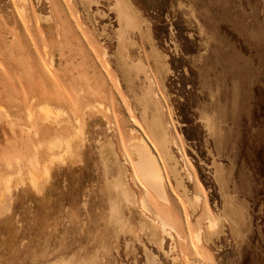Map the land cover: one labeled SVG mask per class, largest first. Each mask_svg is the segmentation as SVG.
<instances>
[{
	"label": "rangeland",
	"instance_id": "obj_1",
	"mask_svg": "<svg viewBox=\"0 0 264 264\" xmlns=\"http://www.w3.org/2000/svg\"><path fill=\"white\" fill-rule=\"evenodd\" d=\"M119 1L141 30L122 45ZM119 1L0 0V264H264V0ZM115 54L147 78L127 88ZM150 84L152 113L160 104L177 143L179 176L189 197L202 195L194 210L185 204L153 146L169 202L152 209L187 239L166 238L162 248L135 221L109 223L100 153L108 141L126 153ZM68 137L71 156L52 165L49 142ZM223 183L251 226L239 246L226 231L196 248L206 207L212 218L222 213Z\"/></svg>",
	"mask_w": 264,
	"mask_h": 264
},
{
	"label": "bare ground",
	"instance_id": "obj_2",
	"mask_svg": "<svg viewBox=\"0 0 264 264\" xmlns=\"http://www.w3.org/2000/svg\"><path fill=\"white\" fill-rule=\"evenodd\" d=\"M116 1L117 0H115V3ZM116 5L117 6L115 8V11L120 26L119 31H117V40L122 45L129 43V34L131 30L136 29L137 32L140 33L141 30L137 19L130 11L131 9L128 8L130 6L128 5L127 7L126 4L122 1H119V3ZM115 56L117 58L118 55L115 54ZM118 57H119L118 59L119 65H121V70L123 71V77H124V81L126 82L127 88L131 89L133 87L134 79L138 78L139 74H142L144 78H147L146 72L144 70L145 68L142 65L136 63L134 64L133 62L129 63L128 60L123 55H119ZM150 86L151 84L149 85L148 88L147 87L143 88L141 90L140 96L137 98V105L140 109L139 121L141 125L138 128H135L132 124L130 125L129 133L131 137L130 140L125 145L126 153L122 152L120 155V160L122 162L121 164H119V166L121 169L122 167L124 169L125 168L128 169L129 171L128 178L132 187L135 190L136 188L142 189L140 193L136 191L137 196L135 200L138 206V211L136 215V221L138 223V227L141 230H147L149 238L153 241V243H155L157 246L158 245L161 246L163 244L164 237L173 241L175 238L179 240L180 239L187 240V239L183 238L180 231L175 230L172 227V225H170V223H168L165 219H163L160 216L161 214L159 215L158 212H155L152 209V208L155 209V206H153L154 200H160L161 202L164 201L166 203L169 202L168 192L166 190V178L164 175V170L158 155L154 151L153 146H155V148H158V150L160 151L162 160L165 166L168 167V170L172 175L171 177L173 179L174 185L176 189L180 190L179 192L183 196L185 204H187L191 209L196 208V206L199 205L200 203V199H202L201 198L202 195L199 192L198 194L195 193L194 195L189 197L187 186L184 185L183 180L179 176L180 174L177 171L178 164L171 149L172 146L177 145L174 136H172L171 133H169L171 124L170 122H166V120L164 121V119L160 116L164 113V111L162 110L163 108L160 106V104H157L158 107L154 104L156 106L155 109L156 114L152 113L153 106L151 107V98L153 93L151 91L152 88L150 89ZM158 100H160V98H158ZM98 105L101 106L102 104L98 103ZM53 111L56 113L57 110H53ZM40 112L42 113L45 119L46 117H49L52 114V108L50 105L44 104L43 106L40 107ZM47 124H51V120L49 121V123L47 121ZM82 126L80 128L81 130L83 128ZM74 131L76 132V130ZM78 136H79L78 133L77 135H75V137L72 134V138L75 139L74 140L75 143L79 142L80 141L79 139H82L79 138L80 136L79 137ZM69 137L67 139H63V140L55 139L54 141L49 142L47 150L49 149L48 150L50 157L49 160L51 161L50 163L52 165L54 164L53 162L55 161L59 163L58 162L59 160L61 161L66 157L71 156L74 150V145L72 143V139H70ZM105 149L106 150L102 152L103 160L105 161L106 164L109 165L113 164L114 162L111 157L112 152L108 151L109 148H107V146ZM56 150L58 152L57 154L54 153V151ZM45 162L43 163L44 165H42L43 167L46 165ZM43 171L47 173V171H50V168L48 170L46 167H44ZM40 174L43 175V173L41 172ZM187 178L190 179L189 176ZM29 181L36 182L38 180L31 179ZM140 184L142 185V187L140 186ZM220 187H221V191L223 192V208L221 210L222 213L216 215L215 218H212L209 215V211L207 210L206 207L205 210L208 212V215L206 217V222L205 224L200 226L198 231L193 233L194 246H196V248L201 241H203L205 244L210 242V241L208 242L205 239L208 238L211 239L213 237L218 238L222 234V232L225 231V224L229 226L230 234L237 243V245L239 246L240 242L242 241L243 232H245V230H249L251 226L250 224H248L249 220L246 221L248 222L247 225L245 224L246 222L244 223L243 220L247 218L250 219L247 210L244 207L236 204L233 196L227 195L226 184L223 183L220 185ZM126 190H127L126 187L123 188L122 182L119 181L118 179H116L113 182V184H111V187H109L108 189L109 195H113V200L111 199L112 201L110 205L109 222L111 223V225L115 227L125 228L129 226L127 219H125L122 214V206L125 205L126 203L123 202L124 200L122 199L121 194L126 192ZM148 215L150 216V218H148L149 217ZM183 224L185 227H188L187 216L184 217ZM190 247L191 245L188 247L191 250L192 247L191 248ZM170 252H173L171 250V247H170ZM192 253L196 254L195 257L199 255V251L198 250L195 251V249ZM191 262L193 264V261ZM195 263L197 264V262Z\"/></svg>",
	"mask_w": 264,
	"mask_h": 264
},
{
	"label": "crops",
	"instance_id": "obj_3",
	"mask_svg": "<svg viewBox=\"0 0 264 264\" xmlns=\"http://www.w3.org/2000/svg\"><path fill=\"white\" fill-rule=\"evenodd\" d=\"M128 3V2H127ZM130 5V4H129ZM118 24H119V22H118ZM122 71V70H121ZM122 75H123V71H122ZM124 83L126 84V82L124 81ZM107 148H109L108 149V151H111L112 153H111V157H112V159H113V164H110V167L111 168H106V167H108V164H106L105 163V161L103 160V158H102V152H104L106 149V147L105 148H103L102 147V149H101V159H102V163H103V165H104V178L106 179V191H107V193L109 194V191H108V189H109V187H111V184H113V182L116 180V179H118L119 181H121L122 182V185H123V188H125L126 187V192H124V193H122L121 194V196H122V199L124 200L123 202H125L126 204H125V207L127 208V211H128V217L126 218L124 215H123V217L125 218V219H127V221H128V224L129 225H131L132 224V222L133 221H135L136 222V224L138 225V223H137V221H136V216H135V218L133 217V214H134V212H133V210L131 209V207H133V205H134V201L136 200V196H137V192H136V190L132 187V185L130 184V182H129V178H128V169L127 168H123L122 167V169L120 168V166H119V164H121V160H120V156H118L117 155V153L114 151V149H113V147H112V145H111V142H109L108 141V143H107ZM111 179H110V178ZM135 206V205H134ZM123 214V213H122ZM110 223V222H109ZM111 224V223H110ZM226 231H228L229 232V234H230V228H229V226L228 225H226L225 224V231L224 232H222V234L217 238V237H213V238H211V239H205V240H207L209 243H206L207 244V247L208 246H210L211 244H214L215 243V241H220V240H223V239H225L226 238ZM231 235V234H230ZM165 239H166V237H164V241H165ZM168 239V238H167ZM151 240V239H150ZM164 241H163V243H164ZM151 242H153L152 240H151ZM155 244V243H154ZM163 245V244H162ZM162 245L160 246V245H158L160 248H162Z\"/></svg>",
	"mask_w": 264,
	"mask_h": 264
}]
</instances>
